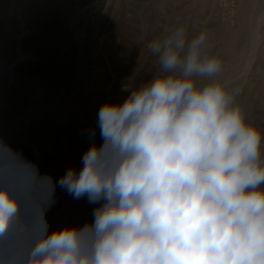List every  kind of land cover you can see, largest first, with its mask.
Returning a JSON list of instances; mask_svg holds the SVG:
<instances>
[{
    "label": "clouds",
    "instance_id": "obj_1",
    "mask_svg": "<svg viewBox=\"0 0 264 264\" xmlns=\"http://www.w3.org/2000/svg\"><path fill=\"white\" fill-rule=\"evenodd\" d=\"M207 39L183 26L152 39L159 72L101 105L103 144L60 181L104 201L91 225L49 233L23 175L0 184V264H264V133Z\"/></svg>",
    "mask_w": 264,
    "mask_h": 264
},
{
    "label": "rangeland",
    "instance_id": "obj_2",
    "mask_svg": "<svg viewBox=\"0 0 264 264\" xmlns=\"http://www.w3.org/2000/svg\"><path fill=\"white\" fill-rule=\"evenodd\" d=\"M177 26L207 34L218 79L264 133V0H0V184L27 180L48 232L94 221L103 200L60 181L103 139L98 112L159 72L147 44ZM94 132V135H93ZM25 215H35L29 205Z\"/></svg>",
    "mask_w": 264,
    "mask_h": 264
}]
</instances>
